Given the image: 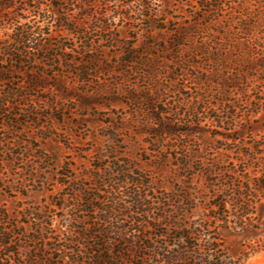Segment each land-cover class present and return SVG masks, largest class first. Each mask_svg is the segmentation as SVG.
Wrapping results in <instances>:
<instances>
[{
	"label": "rangeland",
	"instance_id": "rangeland-1",
	"mask_svg": "<svg viewBox=\"0 0 264 264\" xmlns=\"http://www.w3.org/2000/svg\"><path fill=\"white\" fill-rule=\"evenodd\" d=\"M24 1L1 0L0 3L2 5L13 3L19 6ZM40 1L43 2L42 9L49 10V15L53 16L51 0ZM127 1L129 0H117V3L110 5L111 9L123 8L124 2ZM188 1L197 4L198 0L153 1V10H146L145 14L153 16V24L158 28L162 27L163 33L158 29H148L152 24L148 19L130 23H118L116 20L119 26L115 31L101 34V40L103 41V37L105 39L103 44L111 48H107L108 56L103 53H86L81 47L85 42L83 37L61 31L59 23L52 19L42 22L37 13L33 12L35 4H31L32 8L28 11L20 12L21 32L39 33V28L47 26L48 23L50 27L45 29L48 45L44 51L27 53L24 49L26 63L17 67L16 58L10 59L8 65L3 63L6 70L15 68V71H5L7 81L5 85L0 82V89L13 88L21 83V97L28 95L27 99H22L19 109H14L21 116L8 122L10 126H16V129L8 128L4 131L8 133L7 138L11 142L8 157L10 160L4 164L0 163L1 174L6 180V188L0 189V224L4 218V228L12 233L13 250L17 252L22 246L30 250L29 256L40 254L43 256L42 241L32 242L30 239L42 238L44 235L47 236V233H51L52 238L54 237L52 242L56 245L60 244L56 239L62 242L64 234L67 233V226L77 215L75 204L78 203L81 193L94 190L98 186L90 176L99 177L97 170L99 166L105 168L103 169L105 172L102 170L101 173L107 182H110L109 175L115 169L114 164L118 163V160L109 159V146L114 145L118 148L121 160L126 165L129 164L130 169L137 170L140 176L136 185L127 192L132 195L139 193L149 202L147 210L150 209L151 224L159 227L153 230L152 226L140 236L152 238L154 241L158 239L155 236L157 233H163L165 230L171 233L169 229L164 228V220H153L154 216H164L163 209L176 213V207L180 206L186 213H180V218L185 219L184 215H187L186 220L189 222L198 220L200 215H203L204 207L210 204L213 196L219 194L218 188L221 184L234 177L244 166L251 165L249 156L256 159L264 157V50L253 51L252 57L255 60L250 58V51L245 46L228 50L229 70H223L224 68L218 66L215 61L207 62L208 51L202 53L205 54L202 55L203 59L195 58V51L188 49L192 44L204 49L203 42L208 36V31L200 32V36L190 33L183 41L175 34L180 25L189 22L187 17L195 16L196 9L184 7ZM244 1L228 0L226 6L219 10L216 16L217 30L222 31L221 25L226 26V29L231 27L232 14L236 15L241 11L240 7L244 6ZM248 1L250 7L251 4L258 5L256 0ZM137 2H133L131 6L134 18L139 19L135 16L139 9ZM68 3L55 1L56 5L64 4L60 11L62 14L69 12L73 0H69ZM215 6L209 5L206 10H214ZM262 6L263 4L259 5L260 10H264ZM9 11L5 9L4 12ZM163 11H166V16L163 15ZM10 13L16 14L15 9ZM199 18L204 19V14L200 13ZM84 24L86 28L89 25L94 26V21H85ZM205 24L206 22H203L202 26ZM255 26L252 36L264 43V23ZM83 30L84 28L79 32ZM240 31L239 36H233V40L238 39V43H246L248 32L243 29ZM18 32L19 29L15 31L9 22L0 20V59L5 60L9 55L13 56L17 53L14 52L15 49L21 52V48L14 42ZM99 37L96 39L97 42ZM220 38L222 37H218ZM62 44L74 51H70L71 49L67 52L61 51L59 46ZM133 45H141L140 59L143 62H147L150 56L159 55L166 57L169 64L170 60L176 61L183 57L201 66L200 74L197 75L200 77L199 81L190 78L180 82L190 87L192 95L189 96L196 103L199 101L197 99L201 100L199 102L202 110L199 105L200 114L197 118L187 115L185 122L188 126L180 125L179 129H191L199 134L191 136L181 134L179 138H165L155 121L144 112H136L140 108L139 105L135 106L127 95L118 94L120 86L129 91L137 89L145 91L147 92L145 98L149 99L145 100L142 108L151 113L155 109V106L150 104L153 96L148 92L152 88V82L144 79L139 73L135 77L131 76L126 83L121 75L127 70L125 65H120L121 56ZM167 45H170L172 53L163 52ZM216 47L211 49L212 52L216 56L224 57L221 51L217 52L214 49ZM35 55L38 59H35ZM54 55L67 58L63 61V70L61 63L59 68L52 61ZM95 57L100 59L99 63L83 65L81 69L85 71L87 68H99L102 73H93L90 78L92 82L87 86L81 85L78 77L76 78L78 70L72 65V60L74 63H81ZM70 65L72 67H67ZM132 67L134 72L147 70L144 66ZM172 69L171 66L169 70ZM227 76L235 79L236 87L233 88L234 83H230L227 88L229 101L225 106L219 102L222 100L220 93L224 91L221 89L218 91L217 87L219 88L218 84ZM162 82L167 84L166 78H162ZM210 82L212 84H209ZM37 85L39 88L36 89ZM115 93L119 95L118 103H112L114 101L112 94ZM189 96H181V99L175 100L189 102ZM208 100H212L213 104L209 105ZM191 112L193 115V111ZM217 122L220 123L217 125ZM193 123L195 124L191 126ZM178 146L180 148L176 149ZM252 170L254 169L250 171ZM141 180L145 183L141 184ZM121 203L126 209L125 213L118 212L113 215V225L129 226L132 224V216L137 211V206L127 193L122 196ZM93 217L96 218V215ZM85 218L88 216L85 215ZM100 228L106 231V241L109 237L114 238L113 228L109 224ZM141 229L145 230L144 226ZM22 231L28 238H21ZM83 231L68 232L73 248L81 247L76 241L81 242L79 234ZM91 234L90 236L99 242L96 237L100 235L95 232ZM225 238L232 255L242 258L244 264H264V250L244 257V252H250V248H257L263 243L264 232L229 234ZM76 255L75 253L74 256L77 257ZM2 257L10 261L5 254ZM16 258L21 259V255L18 253Z\"/></svg>",
	"mask_w": 264,
	"mask_h": 264
},
{
	"label": "trees",
	"instance_id": "trees-1",
	"mask_svg": "<svg viewBox=\"0 0 264 264\" xmlns=\"http://www.w3.org/2000/svg\"><path fill=\"white\" fill-rule=\"evenodd\" d=\"M55 1L56 0H51L53 16L49 15V10L42 9L43 2L40 0H25L23 4L19 6L13 3L6 5L0 3V20L9 22L15 31L19 29L14 42L15 45L21 48V52L15 49L14 52L17 53L13 56L9 55L5 60L0 59V82L3 83V85H5L7 81L5 79L7 75L4 76V74L7 73L5 71H15V68L6 70L4 68V62L8 65L10 59L13 60L16 58L15 65L17 67L20 64L26 63L24 60L26 58L23 53L24 49L27 53L30 51L40 53V51H44L48 45L46 44L47 32L45 30L47 27H50L48 22V24H46L47 26L39 28V33H25L20 31V12L28 11V9L32 8L31 4L36 5L33 7V12L37 13V17L42 20V22L52 19L55 23H59L58 27L61 31H67L69 34H77L79 37H83L85 42L82 43L81 47L86 50V53H103V55L105 54L108 56L107 48H111L103 44L105 39L103 37V41L101 40V34L115 31L119 26L118 23H130L137 20L142 22L148 19L152 23L148 29H158L162 33L164 31L162 27L158 28L153 24V16L145 14L146 10H153L152 5L154 0H129L124 2L123 8L120 9H111L110 5L114 2L117 3V0H73V4L69 6V12H71V14H68L69 12L66 14L60 12L64 4H69V0H58L64 2V4L58 5L55 4ZM135 1H138L136 5H138L139 8L135 12V16L139 19L134 18L132 14L133 8L131 5ZM148 1L151 2V6L147 4ZM196 3L197 4H194L188 1L185 4L184 7L196 9L195 16L192 18L187 17L189 22H184L185 24L180 25L177 32H175L183 41L184 37H187L190 33L200 36V32L204 30L208 31V36L203 42L204 49L200 46H194L193 44L188 49L195 51V58L203 59L202 55L205 54L202 53L208 51L209 53L206 57L207 62H210V60L215 61L218 63V66L224 68L223 70H229L230 58L228 50H234L236 47L245 46L249 49L250 58L252 60H255L254 57H252L253 51H259V49L264 50V43H261L258 39H254V36H252L253 30L256 27L255 25L264 23V10H260L259 7L260 4H263L262 7L264 8V0H256L258 5L251 4V6L254 7L253 10L252 7L248 5L250 2L245 0L244 6L240 7L241 11L238 13L234 12L236 15L232 14L230 22H233V24H231V27L229 23V29L221 25L222 31L217 30L218 19L216 16L219 10H223L228 0H198ZM204 4H207V6L216 5L217 8L215 6L214 10H206L207 6ZM5 9L10 11L15 9L16 14H12L10 11L5 13ZM233 9L232 7V10ZM200 13L204 14V19H198ZM163 15L166 16V11H163ZM157 16L159 15L157 14ZM237 16H239V18ZM212 17H215V19H212ZM89 20L92 22L94 21V26L89 25V27L86 28L84 22ZM116 20H118V23ZM203 22H206L204 26H202ZM83 28L84 30L79 32V30ZM91 28L94 29L91 30ZM241 29L248 32L246 36L247 42L243 44L238 43V39L236 41L233 40V36H239ZM217 36L222 38L218 39ZM98 37L100 38L99 42L96 41ZM108 39H110L109 36ZM100 40L102 42H100ZM179 43L180 42H177V44ZM169 46L170 45L164 47L163 52L172 53ZM214 46H217L214 49L217 52L221 51L224 57L216 56L212 52L213 50L211 49H213ZM59 48L63 52H67L69 49H71L70 51L72 52L74 51L72 48L63 44L59 46ZM112 49H114V47ZM140 49L141 45H133L131 49L125 51L123 56H121L120 65H125L127 67V70L121 75L124 77L126 83H128L131 76L135 77L139 73H141L144 79L150 80V82H152V88L149 89L148 92L153 96L150 104L155 106V109H153L151 113L146 112L144 108H142L145 100L149 99L148 97L145 98V94H147L145 91L139 89L129 91L120 86L118 88V94L127 95L135 106L139 105L140 108L136 112H144L155 121L158 128H161V132H159L165 138H179L181 134H183V136L199 134V132L195 130L179 129L180 125L183 126V124H187L185 122L187 115L197 118V115L200 114L198 111L199 105L202 110L199 102L201 100L197 99L199 103H196L189 96L190 94L192 95L190 87L180 82H184L185 79L189 80L190 78L199 81L200 77L197 75L200 74L201 66L199 64L195 65L192 60L183 57L176 61L170 60L171 64H169L166 61V57L159 55L150 56L147 58V62H143V60L140 59ZM52 57V61L56 63V66L59 67L61 63V70H63V61L67 60V58L61 55H54ZM35 59H38L36 55ZM59 60L62 62H57ZM99 62L100 59L98 57L81 63H74L72 60V65L77 67L78 71L76 73V78L78 77L81 85H89V83L92 82L90 78L93 73H102L99 68H87V70L84 71L81 67H83V65H91ZM135 65L136 67L144 66L147 70L143 72L135 70L134 72L132 66ZM171 66L173 67L172 71L169 70ZM67 67L72 66L70 65ZM195 71L196 74H194ZM108 72H110V69ZM162 78H166L167 84H163ZM230 83H234L233 88L236 87L235 79L227 76L223 78L222 83L218 84L219 88L217 87L218 91L219 89L224 91H221V93L219 92L222 95V100L219 102L225 106L228 105L227 103L229 101L226 90L229 88ZM20 84L21 83L13 88L0 89L1 164L10 160L8 157L11 151V142H9L7 138L8 133L4 131L8 128L12 130L16 129V126H10L8 122L10 120L12 121L13 118L16 119L18 116H21L18 115L14 109L17 108L18 110L19 106H21L22 99L28 98V95H23L21 97ZM209 84H212V82ZM35 88H39V85ZM118 94H112L114 98L112 103H118ZM173 95H175V97ZM181 96H189V102H185V100H175L176 98L181 99ZM208 104L212 105L213 101L208 100ZM191 111H193V115H191ZM175 117L178 118L175 119ZM214 121H216V119H214ZM218 123L220 122H217V125ZM194 124L195 123L191 124V126ZM186 126H188V124ZM116 142L121 143L120 141ZM179 148L180 146L176 149ZM108 150L110 153L109 159L114 158L118 160V163L114 164L115 169L109 175L110 182H107L106 178L101 173L102 170L105 169L102 168V166H99L97 169L99 177L96 175L90 176L98 186H96L94 190L90 189L81 193L78 203L75 204L77 215L74 217L73 222L67 226V233L64 234L62 242L56 239V242L60 243V247L52 242L54 237L52 238L51 233H47V236L44 235L42 238L30 239L32 242L42 241L44 246L42 248L43 256L41 254V256H29V253H31L30 250L22 246L21 250L19 248L16 252L13 250L14 242L12 241V233L7 232L4 228L3 218V223L0 224V264H244L242 258H236L232 255L225 237L229 234L235 235L243 232H252L254 234L264 232L263 156L257 159L249 156L251 165L244 166L234 177H230L228 180H225V183L221 184L218 188L219 194L213 196L210 204L204 207L203 215H200L198 220L189 222L186 220L187 215H184L185 219L180 218V213H185L184 208L180 206L176 207V213L173 211L168 212L167 209H163L162 211L165 210L164 216H154V221L164 220L165 225L163 223L162 225L171 232L168 233L165 230L163 233H157L155 236L158 239L154 241L152 238H141L140 236L141 234L144 235L152 226L153 230L159 227L156 224H151L150 209L147 210L150 206V204H148L149 202L139 193L132 195L127 192L132 186L136 185L139 181L138 179H140L137 170L130 169V165H126L125 162L121 160L122 156L119 154L118 148L114 147V145L109 146ZM46 158L47 157H45V159ZM251 169L255 171H250ZM103 171L105 172V170ZM67 178H69V176H67ZM141 181V184L145 183L144 180ZM5 183L6 180L3 178L0 171V189L6 188ZM64 184L66 185V183ZM126 193L129 198L133 199L134 204L137 206V211L134 213V216H132V224L129 226L113 225V215L118 212L125 213L126 209L123 207V203H121V198ZM85 215L88 216L87 219ZM93 215H96V218L93 217ZM94 219L95 221H92ZM81 224L85 226H81ZM106 224H109L113 228L112 233L114 235V238L109 237L107 241V237H105L106 231L100 228ZM142 226H144L145 230L141 229ZM78 230L84 231L80 232V234L83 233L82 235L79 234L81 242L79 240L76 241L81 247L75 249L72 246L73 242L68 238V232H76ZM91 232L100 235V237H96L99 242H96L94 238L90 236L92 235ZM23 237H25L24 239L28 238L24 231L21 232V238ZM122 247H124V249H120ZM250 249V252H244V257H248L252 253L263 251L264 241L261 245H258L257 248ZM18 253L19 256L21 255V259L16 258ZM75 253L77 257L74 256ZM3 254H5L10 261L4 259L2 257Z\"/></svg>",
	"mask_w": 264,
	"mask_h": 264
}]
</instances>
